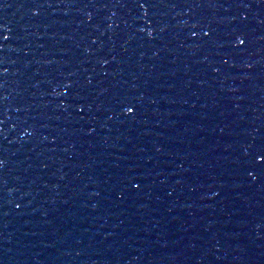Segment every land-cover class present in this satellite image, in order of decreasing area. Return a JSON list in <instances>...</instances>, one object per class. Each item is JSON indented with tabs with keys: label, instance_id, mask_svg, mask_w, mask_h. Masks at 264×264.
<instances>
[{
	"label": "water",
	"instance_id": "obj_1",
	"mask_svg": "<svg viewBox=\"0 0 264 264\" xmlns=\"http://www.w3.org/2000/svg\"><path fill=\"white\" fill-rule=\"evenodd\" d=\"M0 264H43L23 100L0 0Z\"/></svg>",
	"mask_w": 264,
	"mask_h": 264
},
{
	"label": "snow or ice",
	"instance_id": "obj_2",
	"mask_svg": "<svg viewBox=\"0 0 264 264\" xmlns=\"http://www.w3.org/2000/svg\"><path fill=\"white\" fill-rule=\"evenodd\" d=\"M240 43H241V44H243V43H244V41H243V40H241V41H240ZM129 110L131 111V109H129ZM261 156H262V158H264V154H261Z\"/></svg>",
	"mask_w": 264,
	"mask_h": 264
}]
</instances>
